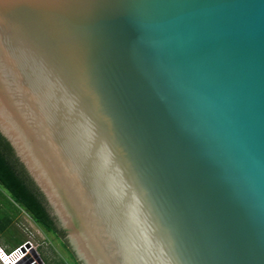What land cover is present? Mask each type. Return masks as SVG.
<instances>
[{"label":"water","instance_id":"95a60500","mask_svg":"<svg viewBox=\"0 0 264 264\" xmlns=\"http://www.w3.org/2000/svg\"><path fill=\"white\" fill-rule=\"evenodd\" d=\"M0 134L80 264H264V0H0Z\"/></svg>","mask_w":264,"mask_h":264},{"label":"trees","instance_id":"16d2710c","mask_svg":"<svg viewBox=\"0 0 264 264\" xmlns=\"http://www.w3.org/2000/svg\"><path fill=\"white\" fill-rule=\"evenodd\" d=\"M21 211L44 233L59 241L72 264H80L69 249L62 230L50 215L42 193L16 158L9 143L0 134V243L7 248V253L24 244L23 237L12 226ZM40 257L44 264H51L42 254ZM52 264L64 262L59 260L53 261Z\"/></svg>","mask_w":264,"mask_h":264},{"label":"rangeland","instance_id":"374dc122","mask_svg":"<svg viewBox=\"0 0 264 264\" xmlns=\"http://www.w3.org/2000/svg\"><path fill=\"white\" fill-rule=\"evenodd\" d=\"M12 226L23 237L24 244L30 243L39 257L42 254L51 264L53 261L58 262L59 260H62L64 264H72L59 241L52 235L44 233L23 211L18 212ZM0 247L7 250L1 243Z\"/></svg>","mask_w":264,"mask_h":264},{"label":"built area","instance_id":"2783aa9c","mask_svg":"<svg viewBox=\"0 0 264 264\" xmlns=\"http://www.w3.org/2000/svg\"><path fill=\"white\" fill-rule=\"evenodd\" d=\"M25 245L26 244H23L9 253L0 247V264H17V262L23 257L21 254V249L24 248ZM27 245H29L31 249H34L30 243H27Z\"/></svg>","mask_w":264,"mask_h":264}]
</instances>
